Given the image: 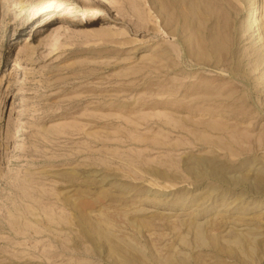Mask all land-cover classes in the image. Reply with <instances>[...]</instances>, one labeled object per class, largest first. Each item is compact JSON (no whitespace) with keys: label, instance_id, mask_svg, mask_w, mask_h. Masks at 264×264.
<instances>
[{"label":"rangeland","instance_id":"obj_1","mask_svg":"<svg viewBox=\"0 0 264 264\" xmlns=\"http://www.w3.org/2000/svg\"><path fill=\"white\" fill-rule=\"evenodd\" d=\"M46 1L0 0V264H264V0Z\"/></svg>","mask_w":264,"mask_h":264},{"label":"bare ground","instance_id":"obj_2","mask_svg":"<svg viewBox=\"0 0 264 264\" xmlns=\"http://www.w3.org/2000/svg\"><path fill=\"white\" fill-rule=\"evenodd\" d=\"M73 1L74 0H65L64 5L65 4L67 5V4H69V3L73 2ZM56 4H57V0H48V1H46V9H44L43 11L47 12V11L54 10ZM44 7H45V5L44 6H40V7H34L33 9H39V8L43 9ZM258 17H259V10H258V3H257L256 7L252 11V18L251 19H254V18L257 19ZM188 26H190V25L188 24L187 18L185 17V29L188 28Z\"/></svg>","mask_w":264,"mask_h":264}]
</instances>
